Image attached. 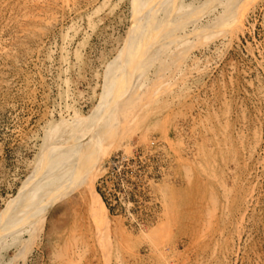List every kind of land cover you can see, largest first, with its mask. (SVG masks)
Returning <instances> with one entry per match:
<instances>
[{"label":"rangeland","instance_id":"obj_1","mask_svg":"<svg viewBox=\"0 0 264 264\" xmlns=\"http://www.w3.org/2000/svg\"><path fill=\"white\" fill-rule=\"evenodd\" d=\"M174 6L158 47L116 59L133 0H0V216L41 177L48 137L96 121L107 65L132 83L130 124L97 149L108 224L81 163L13 264H264V0Z\"/></svg>","mask_w":264,"mask_h":264},{"label":"bare ground","instance_id":"obj_2","mask_svg":"<svg viewBox=\"0 0 264 264\" xmlns=\"http://www.w3.org/2000/svg\"><path fill=\"white\" fill-rule=\"evenodd\" d=\"M176 2L177 0H133V24L129 38L132 43H128L126 49L122 50L121 56H117L116 59L122 58L124 55L127 59L133 58L134 54L142 56V53L144 57H147L149 54L147 48L158 47L160 39L167 31L172 30L174 21L170 15L172 11L174 14ZM240 4L241 2L235 5L236 9L239 10ZM167 17L168 21L164 22ZM196 32L199 35L204 33L200 29ZM113 63L110 62L107 65L106 86L101 100L97 109L88 118L92 122L96 121L93 124L88 121L89 124H87V119L81 118L79 120L81 124L78 125L81 128L84 124L85 128L74 130L73 136L71 133L66 139L59 138V140H50L51 136L48 137L49 140L45 142V149L40 157L42 159H40L39 170L41 169L43 172L41 177L36 182L30 179L19 193L8 201L0 216V249H8L13 253L6 256L7 263L5 260H1V264H13L17 258L23 255L30 242L39 236L40 230H42L40 224H43L48 215L52 198L54 197L53 201L57 199L54 190L57 187L56 193H58L61 190L58 187L65 174H70L81 163L84 165V169L77 176L86 179L87 191L91 195V216L100 225L108 224L109 210L97 190V180L105 173L108 162L107 156L101 159L97 149L101 142L106 141L107 143L108 139L113 138L111 136L120 133L122 125L128 126L132 114L129 110L132 107L129 104L132 83L130 78H125L126 74L116 73L114 75L115 63ZM122 90L124 94L120 96ZM106 109H109L108 113H106ZM103 112L107 118L104 117L106 119L97 124V116ZM132 122L134 123L135 120L133 119ZM56 131L58 132V130H54V133ZM116 148L118 147L112 149L118 150ZM112 149L110 148V152L113 151ZM175 206L173 205V207ZM23 224L27 225L24 235L22 232L24 228L20 227L24 226ZM161 263L174 264L168 257H163Z\"/></svg>","mask_w":264,"mask_h":264}]
</instances>
